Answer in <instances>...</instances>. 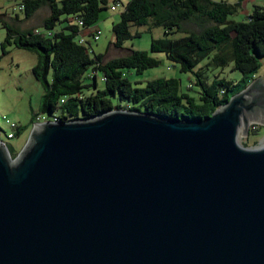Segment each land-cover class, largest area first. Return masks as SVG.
<instances>
[{"label":"water","instance_id":"obj_1","mask_svg":"<svg viewBox=\"0 0 264 264\" xmlns=\"http://www.w3.org/2000/svg\"><path fill=\"white\" fill-rule=\"evenodd\" d=\"M264 78L209 116L113 109L0 140V264H264ZM1 132V129H0Z\"/></svg>","mask_w":264,"mask_h":264},{"label":"trees","instance_id":"obj_2","mask_svg":"<svg viewBox=\"0 0 264 264\" xmlns=\"http://www.w3.org/2000/svg\"><path fill=\"white\" fill-rule=\"evenodd\" d=\"M242 1L129 0L112 25L115 47H120L124 39L139 35V31L131 33L132 26L149 22L162 26L166 36L152 38L150 49L178 64L181 72L192 73L188 89L195 87L197 96L183 91L180 79L175 77H156L142 85L139 81L131 82L125 69L140 72L160 62L146 51L131 50L107 59L93 49L90 52L83 35L93 38L95 32L89 27L97 23L109 0H22L20 7L25 19H30L39 8L48 7L43 29H19L5 23L8 33L1 45L13 44L37 54L32 73L43 88L39 105L43 116L59 120L92 118L113 109H129L163 118L202 119L254 79L264 58V3L254 4L244 19L236 20L233 16L241 9ZM192 20L200 24V29L184 30L183 22ZM181 30L186 34L175 37ZM229 65L231 70L242 73L238 88L239 83L221 76ZM88 69L95 80L97 72L102 73L103 88H98L96 81H83ZM23 130L17 127L15 136ZM8 150L11 157L18 153L9 146Z\"/></svg>","mask_w":264,"mask_h":264},{"label":"rangeland","instance_id":"obj_3","mask_svg":"<svg viewBox=\"0 0 264 264\" xmlns=\"http://www.w3.org/2000/svg\"><path fill=\"white\" fill-rule=\"evenodd\" d=\"M128 1L119 0L117 8L112 10L110 6L116 3L114 0H109L108 7L100 12L97 23L89 27V30L92 32L100 30L98 39L93 40L88 34L85 38L87 40L85 44L90 49V52L93 49L95 53H101L107 59L128 54L131 50L146 51L149 56L158 58L160 62L157 66L146 68L140 72L133 68L125 69L124 74L131 82L139 81L140 85H142L147 80L156 77H175L180 79L183 91H188L190 94L197 96L195 87L188 89L193 80L192 73L181 72L179 65L167 60L163 53L151 51L152 38L157 39L166 36L162 26H153L151 22L142 26H132L131 33L134 34L136 31H139V35L124 39L120 47L113 46L114 33L112 25L119 20L123 6ZM229 1L234 2V0ZM21 2L22 0H0V139L5 141L15 151H19L23 147L32 125L40 119L39 105L43 88L32 73V67L37 61V54L29 50L17 48L13 44L1 45L8 33L4 24L13 25L19 29L35 27L42 30V21L49 14L48 7L43 6L30 19H25L24 12L20 7ZM263 3L264 0H243L241 9H239L238 14L233 16V18L236 20L244 19L246 14L252 10L254 4ZM207 24H210V22H207ZM182 26L186 31H198L201 27L194 20L184 21ZM56 27L58 28L59 25ZM185 34L186 32L181 30L176 32L174 36L178 37ZM3 51H6V53H3ZM204 62H206V59ZM231 66L225 67L221 76L231 79L234 83L238 84L241 81L242 73L238 70H231ZM91 75L92 72L88 69L84 73L83 81L93 83L96 81L97 87L103 88L102 73L97 72L96 80ZM255 75V78L258 76L264 78V58L261 59L260 66ZM238 87H240V83L237 85ZM113 101L117 102V99L113 98ZM45 117L48 120L51 119V116ZM9 122H14L18 127L21 126L24 129L20 135L11 139L6 136V132L11 131ZM255 125L256 127L254 128ZM255 141L256 143L254 144ZM263 141L264 125L254 122L249 125L247 137L242 136L241 132L238 136L240 144H248L251 147L260 146Z\"/></svg>","mask_w":264,"mask_h":264},{"label":"built area","instance_id":"obj_4","mask_svg":"<svg viewBox=\"0 0 264 264\" xmlns=\"http://www.w3.org/2000/svg\"><path fill=\"white\" fill-rule=\"evenodd\" d=\"M118 6V3H116L115 5H112L111 6V9L114 10L116 9V7ZM82 22H79V24H81ZM100 34V30H96L95 33L93 34V38L94 39H97L98 36ZM81 42H84V38H81ZM39 120H37V122H41V121H45V120H48L46 119L45 116L43 115H39ZM50 120L52 121H57L59 120L57 117H53L51 118ZM17 125L14 123V122H9V128L11 129V131H8L7 132V138L11 139L13 137H15V133H16V129H17ZM1 140V139H0ZM2 142L8 147L7 143L5 141L2 140Z\"/></svg>","mask_w":264,"mask_h":264},{"label":"bare ground","instance_id":"obj_5","mask_svg":"<svg viewBox=\"0 0 264 264\" xmlns=\"http://www.w3.org/2000/svg\"><path fill=\"white\" fill-rule=\"evenodd\" d=\"M262 145H264V141L261 143V145H260V146H262Z\"/></svg>","mask_w":264,"mask_h":264},{"label":"crops","instance_id":"obj_6","mask_svg":"<svg viewBox=\"0 0 264 264\" xmlns=\"http://www.w3.org/2000/svg\"><path fill=\"white\" fill-rule=\"evenodd\" d=\"M84 36V38H86V35H83ZM83 36H81V37H83Z\"/></svg>","mask_w":264,"mask_h":264}]
</instances>
